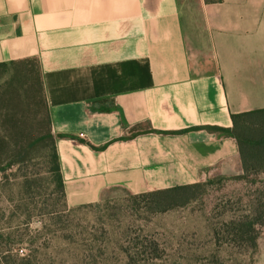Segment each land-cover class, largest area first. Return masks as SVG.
<instances>
[{
    "label": "crops",
    "instance_id": "crops-1",
    "mask_svg": "<svg viewBox=\"0 0 264 264\" xmlns=\"http://www.w3.org/2000/svg\"><path fill=\"white\" fill-rule=\"evenodd\" d=\"M37 59L66 204L243 174L264 109V0H0V64Z\"/></svg>",
    "mask_w": 264,
    "mask_h": 264
},
{
    "label": "rangeland",
    "instance_id": "rangeland-1",
    "mask_svg": "<svg viewBox=\"0 0 264 264\" xmlns=\"http://www.w3.org/2000/svg\"><path fill=\"white\" fill-rule=\"evenodd\" d=\"M13 76L12 69L0 75V95L10 90L6 83ZM14 104L12 120L22 132L7 133L13 146L0 167L17 161L21 150L24 162L0 171V264H128L125 252H135L134 244L150 240L159 244L162 258L141 256L133 264H264L263 227L255 250L225 243L222 230L233 219L254 216L262 190L225 178L164 213H151L146 203L123 191H112L96 204L70 208L52 171V147L48 142L32 146L47 128L37 119L42 106L27 99ZM216 230H221L220 243Z\"/></svg>",
    "mask_w": 264,
    "mask_h": 264
},
{
    "label": "trees",
    "instance_id": "trees-1",
    "mask_svg": "<svg viewBox=\"0 0 264 264\" xmlns=\"http://www.w3.org/2000/svg\"><path fill=\"white\" fill-rule=\"evenodd\" d=\"M222 1L223 0H205L208 4L221 3ZM33 64H35L33 66L34 69L31 70L30 67ZM11 69L14 70V76L11 77V82L9 80L6 83L8 84V89L10 90L0 95V112H2L1 117L3 118L2 125L0 126V166L4 154L11 150L10 148L13 146L7 137V133L14 132L19 129V125H17L18 123L15 124L12 120L14 116L11 114V105L13 103H15L14 106L18 105V99H27L31 100L32 103H35V106H42V110L39 112L40 116L37 117V119L45 122L47 128L45 134L36 138L32 146L48 142V144L52 147V171L58 183L59 193L66 204L60 161L56 150L55 139L52 134L51 118L45 97L39 61L37 59H30L2 63L0 64V75ZM16 85H18V88H16ZM20 91H22L23 94H21ZM14 95L16 98H14ZM231 118L233 122V127L231 129H213L224 135L233 137L238 142L243 174L231 179L245 182L249 185V189H253L255 192H260L261 190V192H264V188L262 187V183H264V109L241 114H233ZM21 132L22 130L20 128L17 135H20ZM12 137L13 136L10 134V138L13 140ZM18 156L17 161L14 160L15 162H13V164H8L3 168L0 167V171H6L9 167H12L14 163L18 164L24 162V158H21L22 150L19 151ZM210 183L211 182L175 187L169 190L140 195H128L131 196L134 201L141 200L146 203L151 213L158 214L169 211L174 207L185 205L190 200L196 198L194 196L196 192ZM186 196L187 198H185ZM260 227L264 228V195L258 200L254 216H243L223 224L222 230L227 238L225 243L255 250L258 245V229ZM215 239L216 243H220L222 241L221 230L215 231ZM134 245L136 246L135 252H130L129 250L125 252L128 264H133L135 260L141 256L146 260L153 261L162 258V251L159 250V244L155 240H150L146 244L137 243ZM21 262L22 264H30L25 263L24 260H21Z\"/></svg>",
    "mask_w": 264,
    "mask_h": 264
}]
</instances>
